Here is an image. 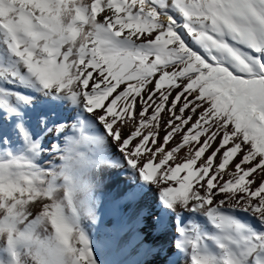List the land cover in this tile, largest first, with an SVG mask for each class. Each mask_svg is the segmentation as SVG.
<instances>
[{"label":"snow or ice","instance_id":"6c2138e0","mask_svg":"<svg viewBox=\"0 0 264 264\" xmlns=\"http://www.w3.org/2000/svg\"><path fill=\"white\" fill-rule=\"evenodd\" d=\"M130 247L264 264V0H0V264Z\"/></svg>","mask_w":264,"mask_h":264},{"label":"bare ground","instance_id":"6f19581e","mask_svg":"<svg viewBox=\"0 0 264 264\" xmlns=\"http://www.w3.org/2000/svg\"><path fill=\"white\" fill-rule=\"evenodd\" d=\"M125 181L123 178H117L115 176L111 178H105V188L98 193L100 196L101 201V210L98 213L101 215V221L98 224L92 225L90 221H86V225H89V232L95 236L97 234V229L103 228L104 226H107L111 223V215H110V198L111 195L115 194L117 191V186L123 187ZM134 206L128 205L125 206V212L127 213V218L129 222L131 223V220L133 218L134 214ZM132 233L130 232L128 236L130 237ZM128 237H125L127 239ZM103 259L112 260V259H118L121 261H124L125 264H134V262L138 260H146L148 261V264H155V260H153L151 257H145L140 254H138V250L136 247H130L128 252L124 256L120 257H113L109 253H105V255L102 257Z\"/></svg>","mask_w":264,"mask_h":264}]
</instances>
